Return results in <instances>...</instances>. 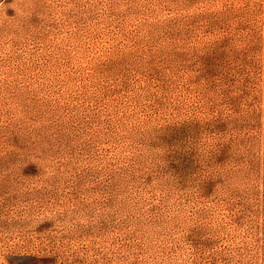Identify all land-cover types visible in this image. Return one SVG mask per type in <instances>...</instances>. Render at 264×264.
I'll use <instances>...</instances> for the list:
<instances>
[{
	"label": "rangeland",
	"instance_id": "1",
	"mask_svg": "<svg viewBox=\"0 0 264 264\" xmlns=\"http://www.w3.org/2000/svg\"><path fill=\"white\" fill-rule=\"evenodd\" d=\"M0 264H264V0H0Z\"/></svg>",
	"mask_w": 264,
	"mask_h": 264
}]
</instances>
